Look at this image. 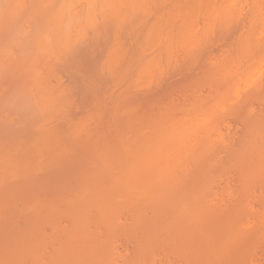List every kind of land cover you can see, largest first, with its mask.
<instances>
[{
    "label": "bare ground",
    "instance_id": "obj_1",
    "mask_svg": "<svg viewBox=\"0 0 264 264\" xmlns=\"http://www.w3.org/2000/svg\"><path fill=\"white\" fill-rule=\"evenodd\" d=\"M226 2L0 0V260L52 258L39 233L110 264L264 263L259 33L216 51L175 8Z\"/></svg>",
    "mask_w": 264,
    "mask_h": 264
},
{
    "label": "snow or ice",
    "instance_id": "obj_2",
    "mask_svg": "<svg viewBox=\"0 0 264 264\" xmlns=\"http://www.w3.org/2000/svg\"><path fill=\"white\" fill-rule=\"evenodd\" d=\"M127 10L133 8H150L155 13L169 5H155V4H126L122 6ZM175 8L181 12L184 9H200L201 15L198 23L200 28L192 32L189 36V42L195 41L198 37H204L210 26H215L214 35L211 36L212 42L217 40L221 41V44L216 47V51H220V48H232L238 50L241 48H247L255 50L257 42V33H259V51L264 53V0H260L259 4L252 3H240L239 0H233V2H226L224 4L206 5V4H188V5H176ZM207 10V11H205ZM142 13L137 14L132 22L139 20ZM161 23H163L161 21ZM177 27H181L179 21H177ZM167 29H165L166 31ZM209 47L208 39H202L200 46L194 49L193 54H200L201 49ZM206 54V53H205ZM261 86L264 87V72L261 73ZM214 121L206 123L205 128L202 131L208 133L209 138L216 133L212 130V124ZM261 149H262V164H264V126L261 129ZM75 198L87 199L90 197L88 192H80L72 194ZM51 232V228L44 229ZM31 249L35 253H45L46 256L52 258L45 259H19V258H6L0 260V264H110L107 261H96L89 259H76L73 258V251L70 245H63L60 242L43 239L39 235L32 239L30 244ZM19 246L12 241H6L5 253L6 256L18 255Z\"/></svg>",
    "mask_w": 264,
    "mask_h": 264
},
{
    "label": "rangeland",
    "instance_id": "obj_3",
    "mask_svg": "<svg viewBox=\"0 0 264 264\" xmlns=\"http://www.w3.org/2000/svg\"><path fill=\"white\" fill-rule=\"evenodd\" d=\"M157 261H159V260H157ZM139 263H140V261H139ZM139 263H138V264H139ZM142 263H144V262H142ZM145 263H147V262H145ZM148 263H149V262H148ZM148 263H147V264H148ZM263 264H264V263H263Z\"/></svg>",
    "mask_w": 264,
    "mask_h": 264
}]
</instances>
